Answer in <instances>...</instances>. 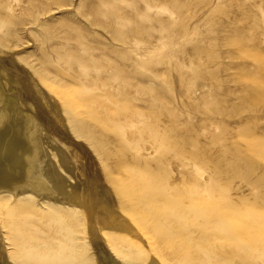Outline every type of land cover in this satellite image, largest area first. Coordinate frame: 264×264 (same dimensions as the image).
Listing matches in <instances>:
<instances>
[{"label": "rangeland", "instance_id": "374dc122", "mask_svg": "<svg viewBox=\"0 0 264 264\" xmlns=\"http://www.w3.org/2000/svg\"><path fill=\"white\" fill-rule=\"evenodd\" d=\"M6 51L146 242L103 229L121 262L264 264V0H0ZM0 232L12 264H96L76 206L0 193Z\"/></svg>", "mask_w": 264, "mask_h": 264}, {"label": "bare ground", "instance_id": "6f19581e", "mask_svg": "<svg viewBox=\"0 0 264 264\" xmlns=\"http://www.w3.org/2000/svg\"><path fill=\"white\" fill-rule=\"evenodd\" d=\"M11 57L7 51L0 56V193L76 206L85 218L96 264H126L108 247L102 230L125 231L146 242L122 215L88 146L66 129L54 97L30 73L20 72ZM0 264H12L1 232ZM145 264L161 263L150 255Z\"/></svg>", "mask_w": 264, "mask_h": 264}]
</instances>
